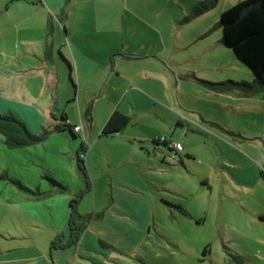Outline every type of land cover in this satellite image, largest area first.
<instances>
[{
    "label": "rangeland",
    "instance_id": "obj_1",
    "mask_svg": "<svg viewBox=\"0 0 264 264\" xmlns=\"http://www.w3.org/2000/svg\"><path fill=\"white\" fill-rule=\"evenodd\" d=\"M200 1L121 0L123 13L132 19L127 20L125 29L137 28L141 31V41L152 40L149 31L136 20L138 18L157 32L160 51L169 41H175L174 46H187L184 51L174 53L176 62H183L190 52H203L199 62L203 63L205 69L194 76L198 80L209 83L228 80L253 82L252 78L255 80L257 76L253 77L252 72L246 73L245 68L236 66L232 50L217 44L222 33L218 26L221 13L239 0H218L212 9L193 16V7ZM106 11H113V8ZM116 11H122L117 4ZM202 30H205L206 36L191 43L195 32ZM33 37L36 42L37 35ZM137 37L131 36L133 45ZM18 48L23 55L22 49ZM31 50L34 49L30 48L28 52ZM26 54L22 58L27 59L32 53ZM219 62L222 64L221 69H210L212 64L218 65ZM35 64L39 65L38 62ZM22 65L13 63L9 66L14 67H9L0 58V114L11 113L22 121L26 116L33 132L37 133L41 126L40 118L29 115V112L24 113L16 104H30L33 101L42 110L47 105L44 98L48 96V90L42 89L41 76L34 77V74L31 77L27 69H23L26 71L24 73H15ZM177 70H174L176 75H185ZM184 80L187 79L179 82L182 85L179 94L193 95L199 100L193 101L183 96L180 100L184 106L180 108L173 94L175 103L168 102L170 107L173 105L169 113L172 114L170 118L174 126L168 136L172 140L178 139L184 149L189 150L193 160L167 163L166 158L167 162H163V154L155 156L150 148V154L147 155L139 150L141 147L137 150L136 145L134 157H118L117 164L122 166V172L142 190L134 193L142 201H135L132 211L127 209L125 216L118 215L114 220L108 217L105 222L99 212L104 204L109 203V197H103L102 201L97 198L95 212L90 196L81 194L76 199V210L79 215L89 219L77 243L67 250L53 249V236H46L50 232L47 233L41 225L29 227L24 212L16 205H38L41 203L37 200L39 195H47L53 190L61 191L62 197L69 198L72 192L75 191L72 196L78 193L79 186L82 191L85 190L76 160L66 154V139H71L68 134H57L35 146L11 150L5 148L0 136V175L3 176L0 177V253L14 251L22 246L28 251H17L10 255L24 253L32 256L30 248L35 249L47 256L39 261L41 264H48L51 260L53 264H234L231 260L233 255L243 258L245 264H264L262 91L248 95L233 90L213 99L206 96L204 91H198V85L193 88ZM67 87L71 96L69 82ZM53 94L56 95L55 89ZM168 95L170 97V93ZM80 103L81 107L76 100H61L60 108L67 114H73L79 122ZM81 110L82 115L85 110ZM153 117L150 122L145 121L131 131L140 135L145 131L161 132L165 125ZM177 121L181 125L191 124L193 132L188 133L187 138L183 137L186 128L183 132L171 134ZM83 125L86 126L84 122ZM33 132L30 133L35 135ZM119 140H110L111 145ZM74 141L80 142V139ZM123 142L129 144L128 141ZM163 152H167L165 148ZM184 154L185 151L181 153L182 159ZM86 171L91 181L93 175ZM47 178L57 182L62 189L53 187ZM102 182L105 183V180ZM64 185H68L69 189H65ZM102 223L109 228H102ZM4 234L31 240H11L9 237L4 238ZM62 244L64 241L58 245ZM50 251L53 252L52 256H48Z\"/></svg>",
    "mask_w": 264,
    "mask_h": 264
},
{
    "label": "crops",
    "instance_id": "obj_2",
    "mask_svg": "<svg viewBox=\"0 0 264 264\" xmlns=\"http://www.w3.org/2000/svg\"><path fill=\"white\" fill-rule=\"evenodd\" d=\"M116 4L122 11H116ZM110 8H113V11H106ZM62 13L63 17L61 16L60 19ZM127 17L128 15L123 13L121 0H0V58L8 66L13 63H23L15 73H24L26 71L23 69H27L31 77L34 74V77L41 76L42 89L48 90V96L44 98L47 105L42 110L36 107L33 101H30V104L16 105L20 106L24 113L29 112V115L39 117L41 126L60 123L58 117L61 113L66 114L69 124L81 125L80 131L76 133V139H80V142H75V139H66L65 144L68 147L66 154H69L73 160L80 152L84 141L92 145L90 152L86 154L84 166L93 177L91 181L88 179L89 188L87 190L85 188L83 194L89 195L94 205L97 198L102 201L103 197H109V203L104 204L99 212L105 222L108 217L114 220L118 215L125 216L127 209L130 208L132 211L135 201H142L140 196L137 197L134 194L142 190L137 188L132 178H128L127 174L122 172V166L117 164L118 157H134L136 145L137 150L141 147L139 150L146 152L147 155L150 154V148L155 156L163 154L162 160H165L168 155V152H163L165 147L154 145L152 141L165 137L172 144L181 143L178 139L172 140L168 136L170 129L174 126L173 119L170 118L172 114L169 113L172 106H169L168 100L171 101L170 103L175 101L173 94L176 93L177 107L181 108L184 106L180 100L181 97L186 96V99L190 98L193 101L199 99L194 98L193 95L179 94L182 88L179 82L187 79L184 81H188L191 87L196 88L198 85V91H204L206 96L213 99L223 95V93L208 90L201 83L204 80L194 78L205 69L203 63L199 62L203 52H190L183 62H176L174 53L184 51L187 46H174L175 41H169L160 51V47L157 46V32L147 23L136 18L149 31V33L147 30L145 32L151 34L153 38L150 41H141L139 39L141 31L137 28L125 29L127 20H132ZM34 35H37L36 42ZM132 35L138 36L135 38V45L131 42ZM205 36V30L197 31L191 43L194 44ZM220 40L217 44H221ZM32 43H38V45L33 46ZM18 47L22 49L24 56L27 55L26 53H32L29 55L31 57L22 58L23 55L20 54ZM30 48L34 50L28 52ZM59 52L68 61L70 70H67L68 65L66 66L59 58ZM167 54L169 55L165 58ZM36 62L39 65L35 64ZM188 63V66H184ZM191 63L194 64L190 65ZM221 65L220 62L218 65L212 64L210 69H221ZM176 68L178 72L185 75H176L174 71ZM70 73L75 84V100L80 107V101L82 102L79 122L73 114H67L60 108L61 100L74 99L72 95L69 96L70 89L67 87ZM54 89L56 95L53 94ZM83 108L85 112L87 108L89 109L88 114L84 112L81 115ZM115 110L129 116L130 124L113 136H101L102 127ZM17 115L19 116L20 113ZM152 117L165 125L161 132L145 131L140 135L131 131L132 128L143 125L145 121L150 122ZM23 119L29 130L33 132L31 125L26 121L27 117ZM184 128L186 129L183 137L187 138V134L193 132L190 123L181 125L177 121L171 134L183 132ZM51 136L55 135L52 134L48 138ZM114 138L120 140L111 145L110 140L114 141ZM123 141H128L129 144L126 145ZM183 151L186 155H191L184 147ZM184 159L186 158H183L182 162ZM49 175L51 176V173ZM104 180L105 183L102 182ZM64 187L69 189L68 185ZM79 187L78 193L82 190V187ZM74 193L72 192L69 198V196L62 197L61 191L53 190L47 195H39L37 200L41 203L38 205L35 203L22 207L16 205V208L24 212L29 227L44 226L47 233L50 232L46 236H53V238L59 236L64 243H67L71 236L69 215L70 201L76 195L72 196ZM100 226L104 229L109 228L103 223ZM4 235V238L9 237L11 240H31L18 235L11 237ZM69 247L72 245L60 250H67ZM17 251H28V249L21 246L14 251L0 253V264H41L39 261L47 257L31 248L32 256H26L24 253L10 255ZM52 253L50 251L48 256H52ZM7 254L9 255L4 256ZM48 264H53L52 260Z\"/></svg>",
    "mask_w": 264,
    "mask_h": 264
},
{
    "label": "trees",
    "instance_id": "obj_3",
    "mask_svg": "<svg viewBox=\"0 0 264 264\" xmlns=\"http://www.w3.org/2000/svg\"><path fill=\"white\" fill-rule=\"evenodd\" d=\"M217 2L218 0L200 1L193 7L192 15L198 16L203 14L215 7ZM61 16L63 17V13L60 15V19ZM218 26L222 31L220 46H225L228 49H231L236 60L233 61L234 64L236 63V66L242 69L245 68L247 70L246 73L252 72V76L254 77V75H256L257 78L255 80L252 78L253 82L251 83L230 80L218 83H201L204 84L208 90L223 94H227L233 90H239L241 93L253 95L255 92L262 91L264 101V0H239L236 4L221 13ZM58 55L62 62H64L66 66L68 65V69H66L70 70L71 68L65 57L60 52ZM68 82L72 90L71 95L74 98L71 101H75V84L71 78V73L68 76ZM174 94L176 96V93ZM88 111L89 109L87 108L85 114H88ZM59 116L58 120L60 123L45 124L40 127L37 134L33 135L30 133L31 131L26 123L21 119L11 113L0 114V136L3 138L2 143L7 149L21 150L25 147L35 146L38 143L44 142L52 134H68L69 139H76L77 134L81 129V125L69 124L65 113H61ZM130 122L131 119L129 116L115 110L102 127L100 135L105 137L113 136L126 128ZM76 126L80 127L78 131L74 130V127ZM86 142L87 141H84L83 146L80 147V152L76 154L75 159L77 169L83 176V182L87 190L89 188V182L84 166V159L87 151L91 149L92 145L89 142ZM152 144L165 147V150L168 152V155L166 156L168 162L166 161V158L163 162L175 163L177 161L182 163L181 153L183 151L178 152L172 147V143L167 141L165 137H159L158 139L153 140ZM183 156V158L186 159H193L192 156L186 154ZM0 177L2 178L3 176L0 175ZM49 181L53 187H58L60 190L62 189V186L54 180L49 179ZM17 183L19 184V182ZM20 188L23 187L20 186ZM24 190L27 191L26 189ZM81 194H83L82 190L79 191V193L70 201V240L67 243L58 245L59 243H62L63 240L61 237L56 236L53 242H51L53 249H63L67 246L74 245L85 230L86 220L89 218L87 216L79 215L76 210V203L78 202L76 199L80 198ZM231 260L234 264H245L244 259L238 255L231 256Z\"/></svg>",
    "mask_w": 264,
    "mask_h": 264
},
{
    "label": "built area",
    "instance_id": "obj_4",
    "mask_svg": "<svg viewBox=\"0 0 264 264\" xmlns=\"http://www.w3.org/2000/svg\"><path fill=\"white\" fill-rule=\"evenodd\" d=\"M79 129H80L79 126L74 127L75 131H78ZM172 147L175 148L178 152H182L183 151V147H182L181 143H174V144H172Z\"/></svg>",
    "mask_w": 264,
    "mask_h": 264
}]
</instances>
